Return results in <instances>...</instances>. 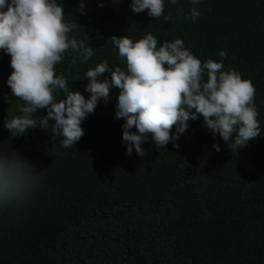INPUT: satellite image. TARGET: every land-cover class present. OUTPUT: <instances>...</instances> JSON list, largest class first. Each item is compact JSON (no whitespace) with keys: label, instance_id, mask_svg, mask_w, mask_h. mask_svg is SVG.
Returning <instances> with one entry per match:
<instances>
[{"label":"trees","instance_id":"obj_1","mask_svg":"<svg viewBox=\"0 0 264 264\" xmlns=\"http://www.w3.org/2000/svg\"><path fill=\"white\" fill-rule=\"evenodd\" d=\"M58 2L65 19L77 23L72 34L93 47L87 61L69 50L55 65L72 90L87 97L83 73L105 59L124 67L106 43L112 35L151 32L158 45L180 37L201 61H218V51H226L224 67L255 88L262 133L237 151L200 117L188 121L178 147L169 141L157 151L147 141L141 157L127 155L123 119L114 118L119 89L111 88L69 148L51 146L50 128L0 139V151H16L41 171L28 199L0 209V264H264V0H165L157 18L133 13L130 0H102L103 7L84 0L83 14L80 0ZM191 7L200 12L195 22L176 12ZM9 59L0 51V128L22 103L5 83ZM37 111L38 121L46 110Z\"/></svg>","mask_w":264,"mask_h":264},{"label":"clouds","instance_id":"obj_2","mask_svg":"<svg viewBox=\"0 0 264 264\" xmlns=\"http://www.w3.org/2000/svg\"><path fill=\"white\" fill-rule=\"evenodd\" d=\"M164 3L165 0H130L129 7L133 13L147 10L149 17L157 18L164 13ZM168 3L175 5L177 0ZM188 3L195 6L200 0ZM97 6L103 7L102 0ZM84 9V0H80L81 14ZM176 12L193 22L200 15L196 7L188 12L178 8ZM65 15L58 0H0V51L9 56L12 69L5 83L11 98L22 102L18 114L5 119L0 139L24 135L29 129L50 128L51 146L59 141L61 147L69 148L83 135V120L99 101L109 99L111 88L119 89L114 118L123 119L121 140L127 155L135 150L141 157L147 141L157 151L169 141L178 147L188 121L200 117L202 126L213 137L218 134L237 151L262 133L254 103L255 88L240 72L224 67L226 51H218V61L211 57L201 61L180 37L158 45L151 32L138 39L112 35L106 43L116 49L124 67H110L105 59L83 73L87 97L72 90L68 80L56 73L55 65L69 50L87 61L93 47L72 34L77 23L66 20ZM164 18L169 19L167 15ZM38 109L46 110V115L37 121L33 113ZM212 148L219 151L220 145L214 140ZM40 173L18 152L0 151V209L28 199Z\"/></svg>","mask_w":264,"mask_h":264}]
</instances>
